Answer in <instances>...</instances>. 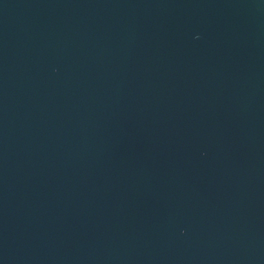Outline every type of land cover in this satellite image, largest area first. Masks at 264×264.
<instances>
[{
  "label": "water",
  "instance_id": "obj_1",
  "mask_svg": "<svg viewBox=\"0 0 264 264\" xmlns=\"http://www.w3.org/2000/svg\"><path fill=\"white\" fill-rule=\"evenodd\" d=\"M0 264H264V0H0Z\"/></svg>",
  "mask_w": 264,
  "mask_h": 264
}]
</instances>
